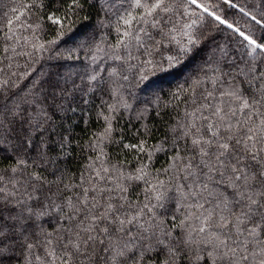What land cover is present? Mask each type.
Here are the masks:
<instances>
[{
	"label": "snow or ice",
	"instance_id": "obj_1",
	"mask_svg": "<svg viewBox=\"0 0 264 264\" xmlns=\"http://www.w3.org/2000/svg\"><path fill=\"white\" fill-rule=\"evenodd\" d=\"M221 2L243 25L216 0H108L114 26L100 0L11 8L0 29V264H264V10ZM84 50L91 72L17 71L18 57L59 64ZM193 64L175 89L139 97L150 77Z\"/></svg>",
	"mask_w": 264,
	"mask_h": 264
},
{
	"label": "trees",
	"instance_id": "obj_2",
	"mask_svg": "<svg viewBox=\"0 0 264 264\" xmlns=\"http://www.w3.org/2000/svg\"><path fill=\"white\" fill-rule=\"evenodd\" d=\"M27 2V0H0V29H4L7 19L13 18L11 14V8L12 7H20L21 4ZM234 3L238 4L239 6L244 7L247 11L252 12L253 14H259L262 10L260 6V0H233ZM117 3H120V0H117ZM216 3L220 5V7L217 9L219 14H224L225 11L229 13V20L238 19L241 20V24L243 25V19L241 18V15L238 11L228 8L227 6L223 5L221 0H216ZM100 4L106 9L109 13V17L112 18V23L114 26L115 17L113 16V12L115 11L114 8L110 7L108 0H100ZM20 11H24L23 8H20ZM235 12V15H232V13ZM18 14V13H17ZM27 18H30V16L26 13L25 17L21 18V21H26ZM93 23H95V18L93 20ZM244 27H247V25H244ZM90 31V29H89ZM108 29H104L105 36L102 37V39L106 41H114L115 33L113 32L111 35H107ZM16 32L17 35H31L32 32L29 30H26L24 27L21 26V24H16ZM2 35V33H0ZM230 33L228 31H223L221 36L218 39V43H224L228 41ZM40 37H46L47 40L55 39V33L54 32H48L47 30L41 31L39 33ZM177 36L179 38V34L177 33ZM41 43H44L45 40L41 39ZM102 47L104 45H101ZM63 47V46H62ZM67 47H72L71 44L67 45ZM31 50V49H29ZM75 56H78L79 59L69 60V61H61V63L57 64L54 60L48 59V54H37L34 60H32L31 66L29 67V59L27 57H18L17 62L20 65V68L17 69L20 73H31L32 78L35 79L39 77L42 73H52L55 75L56 73H62L64 75H69L73 73H83L84 71H92L93 62L90 58L86 59L88 56L87 50H84L82 53H76ZM99 56H103V53L98 54ZM99 62V59L98 61ZM199 61H197L198 63ZM110 63V62H109ZM87 64L89 67L85 68L84 65ZM15 67V65H14ZM195 65H189L183 70L182 74H169V75H163L160 74V78L156 79L154 77H150L149 81L144 82V84L139 85L138 87L143 88L142 92H138V95L141 99L150 98L153 94L158 93L161 89L164 93H168L171 89H175L177 85L183 83L184 79L188 77L191 72L193 71ZM21 87H23L26 84H29L30 81L28 79H21L19 81ZM135 90V89H134ZM94 116V113H93ZM125 119H127V114ZM103 121H95L93 120L92 125L90 126V130L94 131L97 127H99ZM77 135L80 136L82 139L86 138L88 135L87 132H80L77 131ZM79 151V150H77ZM119 158L123 159V153L119 154ZM79 156H77V159L73 162L72 167L75 168L80 163ZM113 162H116V157H113ZM163 161H160L157 163V167L160 166V163ZM131 167V164L129 165Z\"/></svg>",
	"mask_w": 264,
	"mask_h": 264
}]
</instances>
